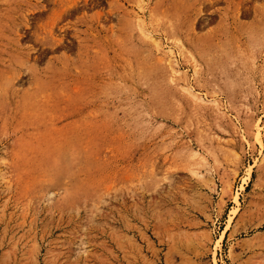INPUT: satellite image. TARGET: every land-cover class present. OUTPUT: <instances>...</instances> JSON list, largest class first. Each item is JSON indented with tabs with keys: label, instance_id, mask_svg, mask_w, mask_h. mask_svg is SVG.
Segmentation results:
<instances>
[{
	"label": "rangeland",
	"instance_id": "obj_1",
	"mask_svg": "<svg viewBox=\"0 0 264 264\" xmlns=\"http://www.w3.org/2000/svg\"><path fill=\"white\" fill-rule=\"evenodd\" d=\"M0 264H264V0H0Z\"/></svg>",
	"mask_w": 264,
	"mask_h": 264
},
{
	"label": "bare ground",
	"instance_id": "obj_2",
	"mask_svg": "<svg viewBox=\"0 0 264 264\" xmlns=\"http://www.w3.org/2000/svg\"><path fill=\"white\" fill-rule=\"evenodd\" d=\"M141 19V18H140ZM157 42V41H156ZM180 42H179V40L177 41V44H179ZM168 58H169V62L170 63H172V62H174V56H173V51L172 50H170V52L168 53ZM240 188H244V185H242ZM235 202H238V199L237 198H235Z\"/></svg>",
	"mask_w": 264,
	"mask_h": 264
}]
</instances>
